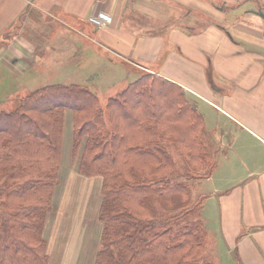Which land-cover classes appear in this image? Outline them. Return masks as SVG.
Returning a JSON list of instances; mask_svg holds the SVG:
<instances>
[{
	"label": "crops",
	"instance_id": "crops-1",
	"mask_svg": "<svg viewBox=\"0 0 264 264\" xmlns=\"http://www.w3.org/2000/svg\"><path fill=\"white\" fill-rule=\"evenodd\" d=\"M128 3L144 17L141 24L131 18L137 25L132 31L124 27ZM259 13L264 15V0H0V80H18L37 57L36 45L23 35L27 17L65 15L66 27L96 31L101 48L135 60L128 62L138 68L133 74L176 85L197 111L204 105L199 114L205 132L204 112L212 109L216 123L222 118L215 141L231 146L229 152L209 151L215 166L203 179L210 189L195 196L203 197L207 241L214 239L221 264H264V19ZM98 14L109 18L108 25L86 27V19ZM63 169L59 196L56 189L43 228L48 264H94L102 232V179Z\"/></svg>",
	"mask_w": 264,
	"mask_h": 264
},
{
	"label": "trees",
	"instance_id": "trees-1",
	"mask_svg": "<svg viewBox=\"0 0 264 264\" xmlns=\"http://www.w3.org/2000/svg\"><path fill=\"white\" fill-rule=\"evenodd\" d=\"M66 110L72 160L86 138L78 174L102 179L94 264H211L199 262L207 233L192 218L203 197L178 180L192 182L199 171L206 178L215 166L203 121L179 87L148 73L110 97L104 112L94 93L75 85L43 87L0 111V264H48L43 228ZM167 145L188 163L181 176Z\"/></svg>",
	"mask_w": 264,
	"mask_h": 264
},
{
	"label": "rangeland",
	"instance_id": "rangeland-1",
	"mask_svg": "<svg viewBox=\"0 0 264 264\" xmlns=\"http://www.w3.org/2000/svg\"><path fill=\"white\" fill-rule=\"evenodd\" d=\"M139 8L133 9L131 3L126 5V13L123 15L124 27L128 31H132L131 28L137 25H131V18L134 22L139 24L144 20L143 13H140ZM54 12V9L51 10ZM59 13L55 10L54 12ZM61 14H65L60 11ZM67 15V14H65ZM61 15V17L56 20L47 17V15H41L39 19L27 17L24 21L25 28L23 30V35L28 42L36 45V58L30 61V65L27 67L28 72L18 77L7 78L5 80H0L3 82L0 84V111H10L16 108L20 101L28 94L41 89L45 86L50 85H62L71 86L76 85L82 88H86L90 92L94 93L99 101V105L103 112L106 110V103L110 97L120 92L129 83L141 75V72L137 71V75L133 74V71L138 68L132 63H137L135 60H131L129 57L120 56L117 58L113 54L101 48L98 43L102 42L96 35V31L90 29H85L87 32H77L72 27H66L65 23H69L67 16ZM39 20V23L37 22ZM109 18H105L104 14L93 15L86 19V27L93 30H99L104 28L109 23ZM20 26V22L16 24ZM49 28V30L46 28ZM50 31V32H49ZM11 31V33H13ZM95 43V44H94ZM40 57V59H39ZM131 67V69L129 68ZM189 105L196 109V107L189 103ZM203 106H197L199 112H203ZM205 120H206V146L208 152L225 151L229 152L230 146L225 141L223 145H219L215 138L217 136L214 131H217V124L222 121V118L215 122L216 115L212 109L206 107ZM72 111L66 110L64 112L63 126H62V141L61 143V155L58 176V184L54 189L52 196H59V189L63 184L64 175L62 169L66 171L67 168L77 170L78 162L80 158V152H82V147L85 144L86 138L82 141V146L79 149L77 158L71 159L72 150ZM203 124V122H202ZM238 150V146L234 145ZM167 151L172 156L176 163V169L178 171V176H181L184 169L188 166L185 157L178 156L177 152L171 145H167ZM209 152V153H210ZM210 160L204 161L205 166H211L213 161L211 160L212 155L209 154ZM210 162V163H209ZM204 171H199V177H204ZM80 175V174H79ZM83 176V175H82ZM86 177V176H85ZM195 177V180L188 181L184 177L178 179L182 183L191 184V190L193 192V198H196L199 193L204 191L205 193L209 191V181L203 178ZM203 179V180H200ZM80 179L75 178L74 184H79ZM57 197H55L57 199ZM55 200V199H54ZM87 200V197H86ZM92 199L88 202V215L89 218L92 217ZM192 218L201 219L202 214L199 211L194 214ZM101 228L103 225L98 221ZM204 224V223H203ZM208 225V224H207ZM205 227V226H204ZM206 230V229H205ZM207 233V232H206ZM214 239L208 237L206 242V248L199 257L200 263L211 262V264H221L219 262L220 256L215 255L216 249L213 245ZM100 248V247H99ZM233 261V257L231 256ZM229 261V259H228ZM231 262V260H230ZM227 263V260H226Z\"/></svg>",
	"mask_w": 264,
	"mask_h": 264
},
{
	"label": "water",
	"instance_id": "water-1",
	"mask_svg": "<svg viewBox=\"0 0 264 264\" xmlns=\"http://www.w3.org/2000/svg\"><path fill=\"white\" fill-rule=\"evenodd\" d=\"M259 15L264 19V15L262 13H259Z\"/></svg>",
	"mask_w": 264,
	"mask_h": 264
}]
</instances>
